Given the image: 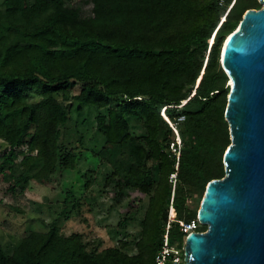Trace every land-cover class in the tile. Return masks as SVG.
<instances>
[{"label": "trees", "instance_id": "obj_1", "mask_svg": "<svg viewBox=\"0 0 264 264\" xmlns=\"http://www.w3.org/2000/svg\"><path fill=\"white\" fill-rule=\"evenodd\" d=\"M261 7L258 0H0V138L7 142L0 182L15 191L25 176L46 183L56 170L76 167V150L61 143L70 120L62 97L78 109L97 108L106 144L120 147L117 155L101 152L113 166L107 181L151 193L135 254L125 251L127 242L92 250L81 232L67 235L52 224L7 244L0 238V264H154L170 205L174 218L197 220L186 193L204 195L210 180L225 176L230 84L221 50L240 16ZM163 111L178 122V167L168 151L175 132ZM134 114L146 130L141 141L131 133ZM169 234L171 243H183L179 221ZM177 264H185L184 250Z\"/></svg>", "mask_w": 264, "mask_h": 264}, {"label": "rangeland", "instance_id": "obj_2", "mask_svg": "<svg viewBox=\"0 0 264 264\" xmlns=\"http://www.w3.org/2000/svg\"><path fill=\"white\" fill-rule=\"evenodd\" d=\"M79 88V84L74 85L72 94L78 93ZM39 98L34 93L33 100ZM59 100L69 108L70 113L69 122L62 128L61 143L76 150L77 165L74 169L56 170L46 183H40L30 175L25 176L15 191L11 190L9 182L1 181L0 238L7 244L26 231H47L52 224H56L67 235L81 232L92 250L121 246L127 242L125 251L137 253L136 243L142 235V223L151 193L134 188L119 189L115 181H107L113 166L102 157L101 152L110 148L117 155L120 147L106 144L97 127L98 109L90 106L78 109L74 99L64 101L60 97ZM130 124L132 136L141 141L146 133L142 119L131 115ZM33 129V126L29 128V134ZM6 147L7 142L0 138V151ZM131 147L134 150V144ZM134 158L145 168L152 166V161L144 153H135ZM175 175H171L173 190L177 185ZM88 180L90 184L85 187ZM203 196L186 193L188 207L198 212ZM173 206L170 205L171 208ZM180 219L184 220L183 217ZM204 227L207 228L206 225L201 228ZM176 243L178 241L173 244ZM179 245L184 248L185 242Z\"/></svg>", "mask_w": 264, "mask_h": 264}, {"label": "water", "instance_id": "obj_3", "mask_svg": "<svg viewBox=\"0 0 264 264\" xmlns=\"http://www.w3.org/2000/svg\"><path fill=\"white\" fill-rule=\"evenodd\" d=\"M225 39V110L231 143L225 176L210 180L198 210L205 231L188 234L185 264H264V0Z\"/></svg>", "mask_w": 264, "mask_h": 264}, {"label": "built area", "instance_id": "obj_4", "mask_svg": "<svg viewBox=\"0 0 264 264\" xmlns=\"http://www.w3.org/2000/svg\"><path fill=\"white\" fill-rule=\"evenodd\" d=\"M194 94L195 93H193L192 96L190 95L188 98L182 100L180 102V104L178 105V107H182L185 104H187V102L194 96ZM162 114H163L164 118L169 122V124L172 126V128L175 131V140L171 142L170 147L168 148V151H170V153L176 157L177 167H178V163H179L180 157H181V150H182V137H181L180 132L177 128L178 122L171 121L167 115L166 116L164 115L165 114L164 111L162 112ZM182 120H183V117H179V121H182ZM174 174H176V173H174ZM174 174H172V175L174 176ZM175 177H176V175H175ZM172 218L173 217L171 216V219H169L167 229H166L165 233H163V235H162V243L156 252L154 264H169V263L177 264L183 260V250H184L185 246H184V248H182L181 245H179V243H180L179 241L176 244L171 243L169 229H170L172 221H179L180 222L181 230L184 233V241L183 242H186V238L190 232L198 231L197 229L201 224L198 219L197 220L193 219L191 221H185V220H181V219L176 220L175 218H173V219Z\"/></svg>", "mask_w": 264, "mask_h": 264}, {"label": "bare ground", "instance_id": "obj_5", "mask_svg": "<svg viewBox=\"0 0 264 264\" xmlns=\"http://www.w3.org/2000/svg\"><path fill=\"white\" fill-rule=\"evenodd\" d=\"M166 116V114H164ZM173 209V208H172ZM172 209H171V216L174 218L173 214H172ZM176 220H178L177 218H175Z\"/></svg>", "mask_w": 264, "mask_h": 264}]
</instances>
